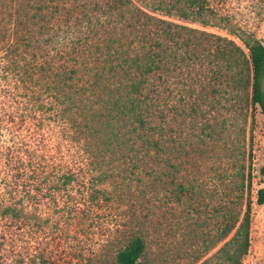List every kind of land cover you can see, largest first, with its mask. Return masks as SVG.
Segmentation results:
<instances>
[{"label":"rangeland","instance_id":"rangeland-1","mask_svg":"<svg viewBox=\"0 0 264 264\" xmlns=\"http://www.w3.org/2000/svg\"><path fill=\"white\" fill-rule=\"evenodd\" d=\"M177 1L186 2L138 3L151 9L159 2ZM208 7L214 13L208 24L184 21L175 15L164 18L234 40L240 46L243 44L236 35H251L264 45V0H208ZM3 17L0 15V41L5 34ZM51 35H41L34 28V46L28 51L6 54L0 48V206L23 205L26 210L19 217L0 215V264H117V251L133 236L144 238L142 261L149 264H230L221 249L230 243L228 250L234 252L243 241V235L236 233L247 202L250 248L241 264H264V205L257 201L258 190L264 188V116L257 107L252 121L253 109L249 107L246 123L239 109H230L224 92L228 86L223 62L195 66L194 75H201L202 81L193 83L200 109L194 120L183 112L186 88L181 73H175L172 98L167 97L169 82L164 74V143L165 148L173 145L174 149L170 153L165 150L159 164L145 165L141 181L133 183L139 184L137 191L117 189L111 197L102 196L98 203L89 205V194L83 187L87 179L81 173L67 188L60 187L58 180L36 179L33 167L51 163L55 147H62L60 155L68 158L46 91L51 75L47 69L62 48L60 43H45ZM214 69L220 70L216 98L211 95L210 81ZM167 101L177 111L169 112ZM214 129L217 134H213ZM63 166L64 170L79 169L70 162ZM153 167L167 174L156 180L149 174ZM240 170L251 181L244 192L235 190ZM128 179L119 177L106 185H126ZM179 185L185 189L179 191ZM240 193L244 199L239 198ZM29 196L33 200H28ZM34 198L39 199L40 207H35ZM236 217L239 222L227 234Z\"/></svg>","mask_w":264,"mask_h":264},{"label":"trees","instance_id":"trees-1","mask_svg":"<svg viewBox=\"0 0 264 264\" xmlns=\"http://www.w3.org/2000/svg\"><path fill=\"white\" fill-rule=\"evenodd\" d=\"M140 1L0 0L5 28L0 48L6 54L33 48L34 28L41 35L52 34L44 40L47 45L53 42L62 45L47 69L51 75L46 91L52 101L55 122L61 128V140L67 145L68 158L60 155L62 147H55L58 149L51 156L52 162L37 164L33 175L47 182L58 180L64 188L72 185L79 173L85 175L88 178L83 176L87 179L83 187L89 194V205L98 203L102 196L111 197L109 194L117 189L137 191L139 184L133 183L141 181L145 165L159 164L163 152L174 149L173 145L165 148L164 143V74H167L165 82H169L167 97L172 98L175 73H181L186 88L183 112L194 120L200 109L199 100L194 99L193 83L202 81L201 75H194L195 66L202 68L205 62L212 65L223 62L228 86L224 92L230 109H239L246 123L249 107L253 109L252 121L257 107L264 116V45L258 39L236 35L243 44L240 46L234 40L164 18L175 15L184 21L208 24L214 15L208 0H186L182 4L159 2L151 9L141 6ZM205 40L208 42L204 43ZM61 59L63 65L59 66ZM217 79L220 70L214 69L210 80L214 98L219 93L215 87ZM166 103L169 112L177 111L176 106ZM212 132L218 133L216 129ZM169 140L175 142L172 137ZM67 161L79 167L78 171L64 170ZM149 174L160 180L167 172L153 167ZM236 176L237 192L251 186L245 172L240 170ZM119 177H128V184L106 185ZM38 188L44 192L42 186ZM178 188L185 189L183 185ZM239 198L244 199V194L240 193ZM34 199L35 207H40L39 199ZM257 201L264 205V188L258 190ZM20 206H0V215L19 217L26 211ZM238 222L236 217L227 234ZM249 234L250 203L247 202V211L236 233L243 235V241L234 252L228 250L230 243L221 249L230 264H241L242 257L248 254ZM145 250L144 238L133 236L117 251L116 263L149 264L142 261Z\"/></svg>","mask_w":264,"mask_h":264}]
</instances>
